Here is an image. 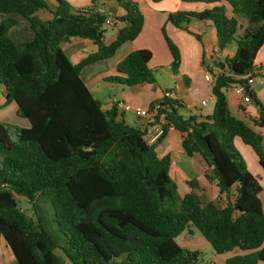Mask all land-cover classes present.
<instances>
[{
  "label": "trees",
  "instance_id": "trees-1",
  "mask_svg": "<svg viewBox=\"0 0 264 264\" xmlns=\"http://www.w3.org/2000/svg\"><path fill=\"white\" fill-rule=\"evenodd\" d=\"M112 1L123 11L116 20L124 25L105 43L106 16L96 10L76 9L67 0H0V84L6 103L14 102L16 114L29 123L0 121V237L16 264H202L200 251L176 240L192 226L215 254L240 252L225 264H264L262 186L234 142L249 146L264 171L256 129L264 128V108L249 89L261 106L250 126L230 112L224 93L254 72L264 44V0H181L211 7L167 15L186 31L191 19L210 21L220 51L236 42L232 56L217 67L206 64L214 77L209 116L180 114L177 99L149 107L155 119L164 113V132L172 126L182 134L184 154L215 180L223 206L202 204L193 191L181 196L169 174V155H159L142 130L117 119L115 107L102 109L80 78L84 66L113 56L142 29L137 2ZM19 17L31 31L21 45L8 34ZM238 17L247 21V38L235 39ZM161 33L175 73L179 49L164 27ZM68 38L89 39L96 50L72 64L61 47ZM150 58L148 49L133 50L104 80L129 88L152 84ZM18 197L30 203L33 216L19 207Z\"/></svg>",
  "mask_w": 264,
  "mask_h": 264
},
{
  "label": "crops",
  "instance_id": "crops-1",
  "mask_svg": "<svg viewBox=\"0 0 264 264\" xmlns=\"http://www.w3.org/2000/svg\"><path fill=\"white\" fill-rule=\"evenodd\" d=\"M67 1L76 9H93L112 19V25L107 26L109 31L104 33L105 43H110L116 37L118 30L124 25L121 21L116 20V17L121 16L123 11L117 6V3L112 0ZM140 1H143V5L140 4ZM135 2H137L144 17L142 29L138 36L134 40L121 45L113 56L84 66L80 70V78L92 95L99 99L102 109L104 110L113 107L111 102L113 97L121 99L133 109H148L157 101L162 100L163 91L169 89L175 92L178 102L182 105L179 108L180 114L183 112V115L196 114L209 116L212 113L214 98L211 93V85L205 81L203 76L204 67L208 62H214V66L217 67V61L232 56L236 48V42H230L225 49L220 51L217 48L215 30L210 21L191 19L187 23L188 31H186L174 26L167 20L169 12H199L205 8H210L211 5H206L204 3H188L181 0H161L160 2H154L153 0H137ZM237 21L239 27L235 39L244 36L246 31L250 32V30L247 29L248 24L245 18L238 17ZM161 27H164L166 34L176 44L180 52V64L175 73L170 70L172 59L164 42ZM196 34L199 38H196ZM61 47L72 64H77L88 53L96 50V45L91 40L82 38H68L61 43ZM263 48L264 44L258 50L254 60L255 73L254 80L251 84L256 80L258 84H255L256 86L254 87L250 84L249 89L254 93L255 98L264 108V59H262L263 57H259V55L262 56ZM136 49L150 50L151 58L148 61V66L154 72L155 82L140 87L129 88L105 81V77L115 73L117 63L129 52ZM215 49H217V51H215ZM202 60L205 61V64ZM158 71L168 74V76L172 78L174 86L160 89L156 80ZM0 85V121H8L10 124L27 127L29 125L28 121L16 114V104L14 102L6 103L5 89L2 84ZM224 93L230 112L248 125L253 126V119L259 117V105L243 103L241 98L233 92L232 87L225 89ZM201 100L206 101L204 105L200 104ZM208 103H211L212 107L206 112L202 113V110H198L197 112L193 111L194 108H200V106L205 109ZM133 109L128 111H117V119L121 118L126 123L142 129L149 117H139ZM256 129L262 135V146L264 149V128L261 127ZM181 139L182 134L172 126H169L165 134L156 144V151L159 155L168 154L170 157V176L178 184L180 182L183 194L193 191L202 204L213 202L217 206H223L225 203V196L219 194L215 180H207L204 177L202 165L194 158L187 157L184 154L181 148ZM234 142L239 151L243 149V152L247 153L251 161L253 160L251 162V170L253 172L250 171L254 176L256 177V175H259L264 177V171L259 166L257 158L250 147L243 144L239 138H236ZM191 162H193L192 165ZM182 164L186 166L187 170ZM194 173L195 176H193ZM193 180L197 183L195 188H191L188 185V182ZM261 193L262 190L258 193V196H260ZM216 198L221 200L220 204L215 202ZM262 209L264 211V203L262 204ZM204 246L205 244H203V247ZM198 250L200 251V248ZM56 253L62 255L61 253ZM237 253L240 252L238 250H232L223 253L222 258L224 264L228 257ZM210 263L216 264L214 259H212ZM0 264H16L14 256L8 250L1 237Z\"/></svg>",
  "mask_w": 264,
  "mask_h": 264
},
{
  "label": "rangeland",
  "instance_id": "rangeland-1",
  "mask_svg": "<svg viewBox=\"0 0 264 264\" xmlns=\"http://www.w3.org/2000/svg\"><path fill=\"white\" fill-rule=\"evenodd\" d=\"M135 1H137V0H135ZM153 1L154 2H160L161 0H153ZM140 4L143 5V1H140ZM103 28H105L104 32L109 31L108 27L105 24L103 25ZM8 34H9V36H11L15 40V42L18 45H21L24 40L28 39L31 36V31L29 29L28 21L26 19L22 18V17H19L17 25L12 27L8 31ZM259 57H263L262 59H264V50L262 52V56L259 55ZM156 80H157V84L160 87V89H163L164 87L169 88V87L174 86V82H173L172 78H170L168 76V74H166L165 72L158 71L157 75H156ZM255 84H258L257 80L253 84H251L252 87L256 86ZM0 89H1V85H0ZM211 107H212V104L208 103V105H207V107L205 109H203V107L200 106V108L199 107L194 108L193 111L197 112L198 110H202V113H204L207 110H209ZM181 113L183 114V112H181ZM6 123H8V121ZM240 151H241V154H242L245 162L247 163V166H248L247 168L249 170H251V167H252V163L251 162L253 160L251 161V159L247 155V153L243 152V149H240ZM192 163L193 162H191V165H192ZM184 168L186 169V166H184ZM193 176H195V173L193 174ZM256 178H257V180L260 182V184L262 186V193H261L260 196H258V198H259V200L261 202V206H262V204L264 203V177L256 175ZM179 184H180V182H179ZM179 184L177 183V187L179 186ZM178 193L180 195L183 194V189L181 187V184L178 187ZM215 202L217 204H220L221 200L216 198ZM18 205L28 215L33 216V211H32L31 205L25 198L18 197ZM176 240L181 246L187 247V248H189L191 250H198L200 248L199 257L205 263H210V261L212 259H214L216 264H224V261H223V258H222L223 257L222 254H215L213 252L211 246L209 245V243L203 238V236L200 234V232L197 229H195L194 227L188 226L187 229L184 232H182L176 238ZM203 244H205L204 247H203ZM56 252L61 253L60 250H56ZM66 264H69V263H66Z\"/></svg>",
  "mask_w": 264,
  "mask_h": 264
},
{
  "label": "built area",
  "instance_id": "built-area-1",
  "mask_svg": "<svg viewBox=\"0 0 264 264\" xmlns=\"http://www.w3.org/2000/svg\"><path fill=\"white\" fill-rule=\"evenodd\" d=\"M104 24L106 26H111L112 19L110 17H106ZM215 51H217V49H215ZM210 66L211 64L209 63L207 66L204 67L203 76H204L205 81L208 82L209 85H212L214 82V77L209 71ZM254 73L255 72H253L252 75L251 74L243 75V77L246 78L245 83H239V84H235L232 86L233 92L241 98V101L243 103H250L251 101V96L248 94V91H249L250 84L254 80ZM163 98L173 99V100L177 99L175 92L169 89H166L163 91ZM111 102H112L113 107H115L117 111H128V110L133 109L129 104L125 103L119 98L113 97ZM205 102H206L205 100H201L200 104L204 105ZM154 108L156 109L157 106L155 105ZM163 108L167 109L166 106H164ZM133 110H135L136 115L139 117H149V119L146 121V123L140 130H142L143 132V139L146 143L150 145L157 144L158 141L165 134L164 129H163V126L165 124L164 113H161L159 118L155 119L154 118L155 111L149 110V108L148 109L135 108ZM202 264H212V263H205L203 261Z\"/></svg>",
  "mask_w": 264,
  "mask_h": 264
},
{
  "label": "water",
  "instance_id": "water-1",
  "mask_svg": "<svg viewBox=\"0 0 264 264\" xmlns=\"http://www.w3.org/2000/svg\"><path fill=\"white\" fill-rule=\"evenodd\" d=\"M249 34H250V32H249V31H246V33H245V35H244V38H247ZM234 74H235V75H240V73H238V72H236V71L234 72ZM245 74H246V73H244L243 75H245ZM248 94L251 96L250 91H248ZM250 103L253 104V105H256V100H254V99L251 98ZM258 108L261 109L260 106H259Z\"/></svg>",
  "mask_w": 264,
  "mask_h": 264
}]
</instances>
